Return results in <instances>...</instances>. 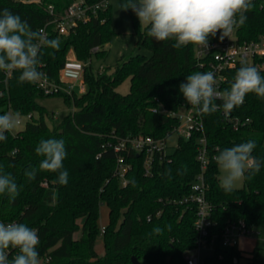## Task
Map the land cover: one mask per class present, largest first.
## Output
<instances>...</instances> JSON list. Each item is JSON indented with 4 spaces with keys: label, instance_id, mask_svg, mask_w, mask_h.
<instances>
[{
    "label": "trees",
    "instance_id": "16d2710c",
    "mask_svg": "<svg viewBox=\"0 0 264 264\" xmlns=\"http://www.w3.org/2000/svg\"><path fill=\"white\" fill-rule=\"evenodd\" d=\"M73 1L0 0V9L18 13L33 30L40 31L45 26L48 38L60 40L59 50L42 49L39 69L46 72L48 79L60 83V70L73 49L76 58L83 62L85 85L80 93L77 89L45 93L37 83H18L19 73L6 78L0 72V114L9 109L20 114L34 111L39 114L33 113L23 129L6 134L7 139L0 141V165L16 177L20 186L14 199L0 196V222L15 221L37 229L41 264H133L134 256L141 264H186L184 253L195 247L198 239L194 226L196 206L180 200L192 193V185L202 171L197 159L200 133L194 132L191 137L180 135L170 153L163 157L155 155L149 174L145 173L143 152H123L124 161L130 165L124 176L126 184L117 173L119 152L114 145L118 138L128 135L172 134L179 124L178 118L154 108L162 104L169 110H179L186 102L179 92L180 83L193 72L209 71L210 58L201 66L196 46L175 49L174 41L158 42L147 37L146 29L140 27L138 18L129 9L137 46L146 47L151 54H122L112 69L99 71L92 64V56L105 58L108 51L103 47L117 34L111 4L108 2L90 19L79 21L67 34H61L52 20L60 17ZM99 1L85 0L90 5ZM48 4H53V13ZM253 4L245 25L235 30L239 42L264 36V0H253ZM218 35L210 40L220 41ZM94 46L100 48L93 51ZM242 63L247 64L239 61L225 70L222 90L230 87ZM249 66H255L264 75V58H255ZM127 77L130 89L123 94L117 87ZM56 94L62 95L73 110L50 125L44 118L47 110L39 99ZM231 116L250 120L235 129L222 110L202 115L212 157L218 149L254 140L257 147L253 155L264 159V109L260 98L247 94ZM47 138L65 141L67 156L63 163L69 173L66 186L55 184L56 174L51 172H38L31 182L23 175L30 167L38 168L42 157L34 149L39 140ZM181 166H186V172L177 175ZM169 169L172 179L164 175ZM204 180L206 197L211 203L212 232L220 233L229 221L239 219L250 227L264 223V167L255 176L244 179L243 187L225 193L219 186V172L211 158L204 170ZM103 202L109 207L104 232L98 222ZM155 226L163 232L153 234ZM78 231L81 234L76 238L74 234ZM99 234L105 244L102 255L95 249ZM243 257L238 247H217L207 261L241 264ZM246 264H264V258L255 253Z\"/></svg>",
    "mask_w": 264,
    "mask_h": 264
},
{
    "label": "clouds",
    "instance_id": "9594fccd",
    "mask_svg": "<svg viewBox=\"0 0 264 264\" xmlns=\"http://www.w3.org/2000/svg\"><path fill=\"white\" fill-rule=\"evenodd\" d=\"M253 7V0H126L120 4V10L130 9L135 14L147 37L158 42L174 41L175 49L193 45L205 50L210 46V38H217L219 34V40L223 41L245 25L247 13ZM60 44L59 39L48 38L42 30H33L18 13L0 9V72L19 73L18 83L36 84L46 79L45 73L39 70L42 49L59 50ZM216 84L214 72L196 71L180 83L179 92L198 114L211 115L222 110L225 119L244 103L247 94L264 98V75L245 63L236 71L230 87L221 91ZM19 124V112L0 114V141H5L6 134L15 131ZM256 147L254 140H248L218 149L212 157L220 174L219 186L225 193L232 192L239 182L255 176L264 167V159L253 155ZM34 151L42 159L38 168L24 171L27 180H35L38 172H51L56 174L55 184L66 186L69 173L63 163L67 156L65 141L41 139ZM185 172L186 166H181L177 175ZM164 175L173 178L170 169ZM19 191L16 177L0 165V196L14 199ZM152 232L161 234L163 229L155 226ZM39 244L35 228L24 223L0 222V264H41Z\"/></svg>",
    "mask_w": 264,
    "mask_h": 264
},
{
    "label": "built area",
    "instance_id": "2783aa9c",
    "mask_svg": "<svg viewBox=\"0 0 264 264\" xmlns=\"http://www.w3.org/2000/svg\"><path fill=\"white\" fill-rule=\"evenodd\" d=\"M107 3L108 0H101L90 5L86 3L85 0H74L60 17H55L52 21L59 33L67 34L79 21L90 19L91 15L95 13L98 8L105 7ZM47 8L50 12H54L53 4H48ZM41 30L47 35L45 26L41 27L40 31ZM99 48V46H94L92 50L96 51ZM196 56L201 66L206 64L207 60L205 59L208 57L210 58L208 65L209 71L214 72L217 80L216 87L222 91L221 85L226 78L224 74L225 70L235 66L239 61H245L247 64L252 65L255 58H264V36L258 39L239 42L234 30L232 35L229 38L226 37L223 41L210 40V46L207 50L196 46ZM69 61L67 56V61L60 70V83L49 80L46 72L41 68L39 69L45 73L46 79L41 80L37 84L45 93H54L61 89L67 92H72L75 89H78L80 92L85 90L83 81V62L77 58L71 64L68 63ZM102 69V67L99 68V71H102ZM9 76L10 75H6V78ZM79 78L82 79V82L79 84V87L76 88L75 82ZM154 110H160L178 118L179 124L175 128V131L178 132V137L180 135L191 137L194 132L200 133L198 137L197 159L201 165L202 171L192 185V193L180 200L181 202L191 201L196 206L194 226L198 233V239L195 247L185 251L184 257L186 264H212L207 261V258L214 254L217 247H237L238 238L249 236L252 233H259V231L256 230L257 227L248 226L243 219L229 221L220 233L211 231L213 220L210 216L211 203L206 197L207 184L204 180V170L207 168L212 155L207 147L203 117L186 102L179 110H169L162 104L160 108H154ZM7 112H13V110L9 109ZM21 116H26L28 118L27 121H29L32 119L33 113L20 114V123L22 121ZM228 120L231 121L235 129H238L241 124H245L250 118L247 117L245 120H241L239 116L230 115ZM13 132L16 133L17 131ZM170 135L165 137H154L151 135L139 134L118 138V141L114 145L115 150L119 152L117 173L123 178L124 184L127 182L124 176L130 165L124 161L123 152H129L130 150H135L139 153L143 152L146 156L144 162L145 173L149 174L151 173V166L155 155L163 157L172 151L170 150L171 146L169 143ZM104 230L105 225H102L101 231L104 232ZM203 248H213L212 255L201 258L200 253ZM48 259L49 257H46L44 260L47 261ZM40 260L41 262L43 261V259Z\"/></svg>",
    "mask_w": 264,
    "mask_h": 264
},
{
    "label": "rangeland",
    "instance_id": "374dc122",
    "mask_svg": "<svg viewBox=\"0 0 264 264\" xmlns=\"http://www.w3.org/2000/svg\"><path fill=\"white\" fill-rule=\"evenodd\" d=\"M111 4L112 9V21L114 22L115 29L117 34L112 37V39L104 45V49H107L108 53L105 58H98L97 56H92V64L95 69L107 68L108 70L112 69L122 54H136L144 53L147 55L151 54V51L146 47L137 46V37L135 35V27L132 22V19L128 11L120 10V1L119 0H108ZM68 63H73L76 56L73 49H70L68 52ZM102 69V70H103ZM82 82V79L79 78L75 82L76 88L79 87V84ZM85 86V85H84ZM130 89V78H125L117 87V90L120 93H127ZM80 93V91L77 89ZM262 103V108L264 109V98H260ZM40 103L45 106L47 112L44 115L45 120L48 124L53 125L54 122L60 121L66 114L73 110V106L67 105L62 95H50L45 96L39 99ZM35 116H38V112H33ZM53 118H51V116ZM21 123L15 131L23 129L25 127L26 121L28 118L26 116H21ZM178 139V132L175 131L169 137L170 150H173L176 146ZM220 175V174H219ZM244 180L239 182L236 188L243 187ZM81 222V220H79ZM99 225H106L109 222V207L106 203H102L100 206V216H99ZM120 222V221H119ZM259 233H252L249 236H242L238 238L237 247L242 250L244 257L240 260L241 264H246L248 259L251 258L255 253L259 257L264 258V223L256 228ZM81 232L78 231L74 234L76 238L80 236ZM95 249L98 254L102 255L105 252L104 239L101 234L96 238ZM213 248H203L200 253V257L204 258L212 255Z\"/></svg>",
    "mask_w": 264,
    "mask_h": 264
},
{
    "label": "water",
    "instance_id": "95a60500",
    "mask_svg": "<svg viewBox=\"0 0 264 264\" xmlns=\"http://www.w3.org/2000/svg\"><path fill=\"white\" fill-rule=\"evenodd\" d=\"M133 264H141V262L134 256L132 257Z\"/></svg>",
    "mask_w": 264,
    "mask_h": 264
}]
</instances>
